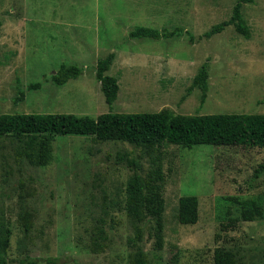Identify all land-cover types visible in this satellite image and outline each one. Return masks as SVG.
<instances>
[{
	"label": "rangeland",
	"instance_id": "1",
	"mask_svg": "<svg viewBox=\"0 0 264 264\" xmlns=\"http://www.w3.org/2000/svg\"><path fill=\"white\" fill-rule=\"evenodd\" d=\"M239 1L0 0V114H264V0L242 5L250 39L234 25L204 38L232 18ZM140 27L177 35L131 38ZM110 53L116 59L108 75L120 85L112 107L96 77L98 60ZM63 63L83 74L59 87L52 76ZM205 63L209 90L202 103L193 84ZM30 84L42 87L18 101ZM23 146V138H0V264L27 256L128 264L134 252L128 241L139 225L125 208L135 163L143 175L159 164L165 176L163 249L155 251L148 229L139 244L149 264H213L219 246L239 250L245 264H263L264 148L165 145L147 154L125 142L58 136L50 164L33 166ZM186 195L199 199L195 225L178 220ZM253 201L263 216L224 231Z\"/></svg>",
	"mask_w": 264,
	"mask_h": 264
},
{
	"label": "trees",
	"instance_id": "2",
	"mask_svg": "<svg viewBox=\"0 0 264 264\" xmlns=\"http://www.w3.org/2000/svg\"><path fill=\"white\" fill-rule=\"evenodd\" d=\"M241 0L233 9L232 18L213 27L204 35L211 39L222 33L226 27L234 25L237 32L246 39L251 38L250 29L242 15L244 2ZM180 31V30H177ZM177 35L176 31H159L140 27L130 33L134 39H161ZM116 59L115 53L99 59L96 65V77L106 103L112 107L118 99L120 85L118 79L108 75ZM83 68L76 64L63 63L57 73L52 76L56 86L63 87L72 79H78ZM195 87L202 91L204 103L209 90V63H205L194 79ZM41 84H30L20 91L18 101H24L27 91L40 89ZM23 138V156L33 166H47L52 160V143L58 137H88L95 142L107 143L120 141L131 146L145 149L147 154L157 152L165 145H176L192 149L197 146L212 145L246 146L264 148V114H211L180 115L169 109L156 113H104L94 119L89 116L74 114H0V138ZM159 157L157 156V163ZM263 168V167H262ZM141 166L134 164L133 174L126 185L125 208L128 215L139 225L128 245L134 252L128 264H149L147 255L139 245L148 229L155 239V251L160 252L164 246V213L165 176L161 166L147 174ZM199 199L196 196H182L179 200L178 220L182 225H195L199 221ZM263 216L258 202L245 204L237 218L224 226V231L234 229L242 221H254ZM0 236V251H2ZM0 252V257H1ZM245 255L228 246H219L213 253V264H245ZM263 264H264V257ZM58 264L57 260H36L27 256L20 264Z\"/></svg>",
	"mask_w": 264,
	"mask_h": 264
}]
</instances>
